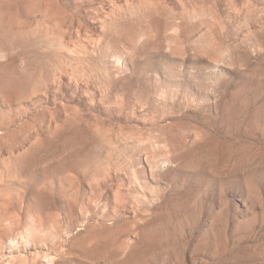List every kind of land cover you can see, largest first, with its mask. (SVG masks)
Returning <instances> with one entry per match:
<instances>
[{"label": "rangeland", "instance_id": "rangeland-1", "mask_svg": "<svg viewBox=\"0 0 264 264\" xmlns=\"http://www.w3.org/2000/svg\"><path fill=\"white\" fill-rule=\"evenodd\" d=\"M0 264H264V0H0Z\"/></svg>", "mask_w": 264, "mask_h": 264}]
</instances>
